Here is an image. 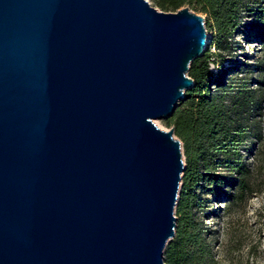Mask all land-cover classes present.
<instances>
[{
	"label": "water",
	"instance_id": "95a60500",
	"mask_svg": "<svg viewBox=\"0 0 264 264\" xmlns=\"http://www.w3.org/2000/svg\"><path fill=\"white\" fill-rule=\"evenodd\" d=\"M210 42L189 7L0 0V264H165L170 119Z\"/></svg>",
	"mask_w": 264,
	"mask_h": 264
},
{
	"label": "trees",
	"instance_id": "16d2710c",
	"mask_svg": "<svg viewBox=\"0 0 264 264\" xmlns=\"http://www.w3.org/2000/svg\"><path fill=\"white\" fill-rule=\"evenodd\" d=\"M158 6L166 11L190 6L204 14L214 32L211 45L220 52L232 49L234 35L244 27L264 42L262 2L159 0ZM244 19L251 21L243 23ZM212 61L207 49L192 63L188 75L194 80V87L185 93L182 105L167 120L168 128H173L182 142L185 171L176 207V232L165 248V264H213L211 242L198 218V211L206 202L204 197L229 196L225 191L235 186L241 195L249 189L244 143L250 134L242 121V111L253 109L262 99L251 88L249 78L239 79L238 83L217 79L210 68ZM258 83L263 85L264 79ZM229 99L230 104H226Z\"/></svg>",
	"mask_w": 264,
	"mask_h": 264
},
{
	"label": "rangeland",
	"instance_id": "374dc122",
	"mask_svg": "<svg viewBox=\"0 0 264 264\" xmlns=\"http://www.w3.org/2000/svg\"><path fill=\"white\" fill-rule=\"evenodd\" d=\"M147 1L159 11L177 12L162 10L158 6L159 0ZM250 2L264 3V0ZM192 11L204 18L207 42H210L208 50L214 60L210 68L216 78L228 83H238L239 79L249 78L252 80L251 88L262 99V103L253 109L242 111V121L250 134L244 143L245 164L250 170L248 191L241 195L239 187L235 186L225 191L229 196H205L206 202L198 211V218L204 224L206 236L211 242L213 264H264V84L258 83V80L264 79V42L248 33L244 27L234 35L232 49L220 52L211 45L214 32L211 31L207 17ZM249 21L251 19H244L243 23L248 24ZM226 104H230V99ZM155 124L165 131L171 129L167 126V120H156ZM182 152L185 162L183 149Z\"/></svg>",
	"mask_w": 264,
	"mask_h": 264
}]
</instances>
